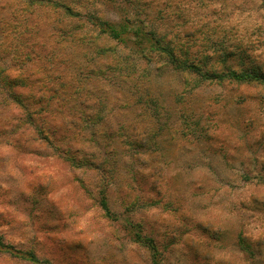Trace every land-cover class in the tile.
Masks as SVG:
<instances>
[{"label":"clouds","instance_id":"9594fccd","mask_svg":"<svg viewBox=\"0 0 264 264\" xmlns=\"http://www.w3.org/2000/svg\"><path fill=\"white\" fill-rule=\"evenodd\" d=\"M0 264H264V0H0Z\"/></svg>","mask_w":264,"mask_h":264}]
</instances>
